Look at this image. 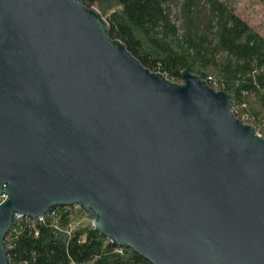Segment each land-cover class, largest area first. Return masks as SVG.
Returning a JSON list of instances; mask_svg holds the SVG:
<instances>
[{
  "label": "water",
  "instance_id": "1",
  "mask_svg": "<svg viewBox=\"0 0 264 264\" xmlns=\"http://www.w3.org/2000/svg\"><path fill=\"white\" fill-rule=\"evenodd\" d=\"M107 29L80 0H0V264L15 219L71 205L150 264H264V137Z\"/></svg>",
  "mask_w": 264,
  "mask_h": 264
},
{
  "label": "trees",
  "instance_id": "2",
  "mask_svg": "<svg viewBox=\"0 0 264 264\" xmlns=\"http://www.w3.org/2000/svg\"><path fill=\"white\" fill-rule=\"evenodd\" d=\"M80 1L99 11L110 38L142 65L174 83L187 70L225 91L233 116L264 137V37L229 0ZM84 218L71 205L43 220L15 219L4 239L9 264H150L90 222L77 224Z\"/></svg>",
  "mask_w": 264,
  "mask_h": 264
},
{
  "label": "rangeland",
  "instance_id": "3",
  "mask_svg": "<svg viewBox=\"0 0 264 264\" xmlns=\"http://www.w3.org/2000/svg\"><path fill=\"white\" fill-rule=\"evenodd\" d=\"M235 12L264 37V0H229ZM90 222L88 217L77 224ZM76 224H73L74 227Z\"/></svg>",
  "mask_w": 264,
  "mask_h": 264
},
{
  "label": "built area",
  "instance_id": "4",
  "mask_svg": "<svg viewBox=\"0 0 264 264\" xmlns=\"http://www.w3.org/2000/svg\"><path fill=\"white\" fill-rule=\"evenodd\" d=\"M209 79H210V77H209ZM212 88H214L215 90H218L217 87H212ZM3 200H4V197L1 196V197H0V203H1ZM74 206L78 207V205H74ZM50 211H51V210H50ZM50 211H49V212H50ZM49 212H48V213H49ZM47 215H48V214H47ZM47 215H46V216H47ZM46 216H44V217H39V218L36 219V220H32V219H30L29 217H26V216H24V217H25V218H28V219H30V220H32V221H37V220H43ZM18 218H23V217H18Z\"/></svg>",
  "mask_w": 264,
  "mask_h": 264
}]
</instances>
